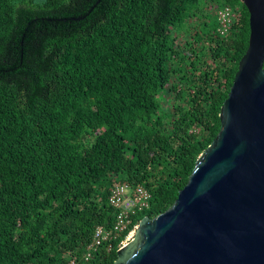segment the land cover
I'll return each instance as SVG.
<instances>
[{"label":"trees","instance_id":"16d2710c","mask_svg":"<svg viewBox=\"0 0 264 264\" xmlns=\"http://www.w3.org/2000/svg\"><path fill=\"white\" fill-rule=\"evenodd\" d=\"M248 36L241 0H0V264H114L110 188L173 204Z\"/></svg>","mask_w":264,"mask_h":264},{"label":"water","instance_id":"95a60500","mask_svg":"<svg viewBox=\"0 0 264 264\" xmlns=\"http://www.w3.org/2000/svg\"><path fill=\"white\" fill-rule=\"evenodd\" d=\"M248 46L220 130L173 204L142 218L114 264H264V0H241Z\"/></svg>","mask_w":264,"mask_h":264},{"label":"built area","instance_id":"2783aa9c","mask_svg":"<svg viewBox=\"0 0 264 264\" xmlns=\"http://www.w3.org/2000/svg\"><path fill=\"white\" fill-rule=\"evenodd\" d=\"M221 29L220 32L224 33L227 29V23L233 18V13L230 9L224 8L219 12ZM150 199V193L140 187H130L127 184H118L110 188L108 203L116 211L114 217V223L112 228H105L104 226H97L91 238V242L86 247V253L84 260H88L102 245H107V249L110 250L111 245L109 241L116 239L120 233L127 231L126 238L131 232L128 240L132 239L136 229V225L133 223L132 217L136 212H141L148 207V200ZM134 229V230H135ZM123 244L118 245V249L122 248Z\"/></svg>","mask_w":264,"mask_h":264},{"label":"rangeland","instance_id":"374dc122","mask_svg":"<svg viewBox=\"0 0 264 264\" xmlns=\"http://www.w3.org/2000/svg\"><path fill=\"white\" fill-rule=\"evenodd\" d=\"M137 224H138V222H135L134 223V225H136L137 226ZM135 229V228H134ZM132 230V231H135V230ZM130 234H131V232L128 234V236H127V238H126V236L119 242V244L118 245H120V244H123L124 243V245H126L128 242H129V240H128V237L130 236ZM132 236H134V235H132ZM131 240V239H130ZM123 245V246H124ZM121 248V247H120ZM118 249V248H117Z\"/></svg>","mask_w":264,"mask_h":264}]
</instances>
